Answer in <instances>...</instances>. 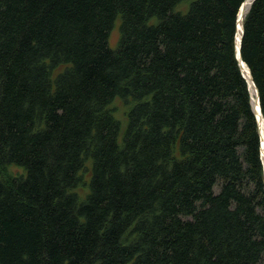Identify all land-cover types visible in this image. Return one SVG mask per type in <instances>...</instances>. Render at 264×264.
<instances>
[{
    "label": "trees",
    "instance_id": "1",
    "mask_svg": "<svg viewBox=\"0 0 264 264\" xmlns=\"http://www.w3.org/2000/svg\"><path fill=\"white\" fill-rule=\"evenodd\" d=\"M243 1L0 0V264H264Z\"/></svg>",
    "mask_w": 264,
    "mask_h": 264
},
{
    "label": "water",
    "instance_id": "2",
    "mask_svg": "<svg viewBox=\"0 0 264 264\" xmlns=\"http://www.w3.org/2000/svg\"><path fill=\"white\" fill-rule=\"evenodd\" d=\"M251 2H252V0H244V1L241 3V5H240V7H239V9H238V12H237V16H236V30H235V35H234V51H235V58H236V60H237V62H238V64H239V68H240L241 74H242V76H243V78H244L245 80H246V78H245V76H244V74H243V72H242V66H243V63H245V62L242 60V58H241V53H240L241 37H242V32H243L242 24H241V30H240L241 33H240V37H239L238 45H236V40H235V39L237 38V34H238V30H239V28H238V22H239L240 19H242L243 12H244V10H245L246 4L249 3V5H250ZM245 65H246V64H245ZM246 67H247V65H246ZM247 69H248V72H249V74H250V78H251V80H252V83H253V85H254V87H255V92H256V96H257L256 104H257V107H258V112H259V114L261 115V119H262V121H263V123H264V118H263V116H262V114H261V110H260L258 91H257V88H256V86H255V83H254V81H253V79H252V77H251L250 70H249L248 67H247ZM246 83H247L248 90H249V85H248L247 80H246ZM252 109H253V112H254V115H255V118H256V122H257L258 133H259V139H260V156H262V151H261V148H262L261 130H260V127H259V122H258V117H257V114H256V109L253 108V107H252ZM261 161H262V164H263L262 157H261ZM263 171H264V165H263Z\"/></svg>",
    "mask_w": 264,
    "mask_h": 264
},
{
    "label": "bare ground",
    "instance_id": "3",
    "mask_svg": "<svg viewBox=\"0 0 264 264\" xmlns=\"http://www.w3.org/2000/svg\"><path fill=\"white\" fill-rule=\"evenodd\" d=\"M249 7V3L246 4V7H245V10L243 12V16H242V19L239 20L238 22V34H237V38L235 39L236 40V45H238V42H239V37H240V33H241V24H242V20H243V17H244V14L246 12V10L248 9ZM242 72L248 82V85H249V93H250V98H251V105L253 108L256 109V114H257V117H258V122H259V127H260V130H261V137H262V148H261V151H262V160H263V165H264V123L261 119V115L259 114L258 112V107H257V104H256V100H257V96H256V92H255V87L252 83V80L250 78V74L248 72V69L245 65V63H243V66H242Z\"/></svg>",
    "mask_w": 264,
    "mask_h": 264
},
{
    "label": "rangeland",
    "instance_id": "4",
    "mask_svg": "<svg viewBox=\"0 0 264 264\" xmlns=\"http://www.w3.org/2000/svg\"><path fill=\"white\" fill-rule=\"evenodd\" d=\"M119 20L115 21V26L112 28L110 35H109V46L111 48H114V46H116V43L118 41L119 38ZM113 106L115 108V116L121 120V129H123L124 127V120L125 117L123 115V111H124V107L122 105V102L120 100H115V102L113 103ZM89 163V162H88ZM10 170L14 173L20 172L21 169L20 168H16V167H11ZM89 172L88 170L85 172L84 177L85 179L88 178ZM80 192H83V188L79 190Z\"/></svg>",
    "mask_w": 264,
    "mask_h": 264
}]
</instances>
